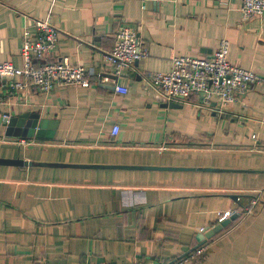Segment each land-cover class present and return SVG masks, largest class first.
<instances>
[{"label": "crops", "instance_id": "obj_1", "mask_svg": "<svg viewBox=\"0 0 264 264\" xmlns=\"http://www.w3.org/2000/svg\"><path fill=\"white\" fill-rule=\"evenodd\" d=\"M242 1L0 0V61L23 66L25 28L48 19L60 33L47 61L100 71L89 87L3 93L0 158L32 164H0V264L171 263L228 210L236 218L196 264H264V87L215 111L196 96L163 107L148 81L176 56L212 57L222 38L233 63L264 75V15L244 19ZM121 25L147 55L115 81L104 53ZM5 114L56 122L54 137L8 136Z\"/></svg>", "mask_w": 264, "mask_h": 264}, {"label": "built area", "instance_id": "obj_2", "mask_svg": "<svg viewBox=\"0 0 264 264\" xmlns=\"http://www.w3.org/2000/svg\"><path fill=\"white\" fill-rule=\"evenodd\" d=\"M139 1L145 8L146 2L158 0ZM240 11L244 19L262 16L264 0H243ZM33 27L34 34L30 28H25L23 33L21 49L23 66L17 67L10 60L0 61V102H4L3 93L5 92L13 94L32 87L45 93L57 84L89 87L92 84L91 78L100 74V71L93 67L86 68L81 64H72L68 56L60 61H47L50 52L58 42L60 32L48 19L35 20ZM230 44L227 38H222L210 58L176 56L173 58L170 71L155 72L148 81L161 90L168 102L189 101L196 96L199 106L212 109L213 101H216L217 105L233 103L237 96L246 94L254 84L264 87V75L233 63L229 56ZM146 55V50L142 49L138 28L121 25L116 32L114 48L104 53L105 69L106 66L110 67L112 74L119 78L124 69L133 68L135 62L141 61ZM115 90L121 94L129 92V88L124 85L116 84ZM4 117L9 118V115L5 114ZM119 131V125H114L112 135L118 134ZM258 203V198L251 199L244 210L245 213H254ZM234 213L237 212L230 210L222 212L219 222L231 217ZM200 230L203 232L205 228L202 227ZM203 252L204 247L200 246L172 264H191ZM40 264L50 263L42 260Z\"/></svg>", "mask_w": 264, "mask_h": 264}, {"label": "water", "instance_id": "obj_3", "mask_svg": "<svg viewBox=\"0 0 264 264\" xmlns=\"http://www.w3.org/2000/svg\"><path fill=\"white\" fill-rule=\"evenodd\" d=\"M138 64V62H135V65ZM108 75V74H107ZM112 79L115 81L118 80V77L112 76ZM101 86L106 88L115 89L116 83L113 85H106L102 84ZM213 109L221 110L217 106V102L213 101L211 103ZM163 107H170V108H181L182 105L178 101H170V102H164L162 104ZM224 110V109H223ZM4 124L6 126V135L8 136H25V137H37V138H53L55 134V124L56 122H50L49 124H46L45 120H40L39 116L37 114H33L29 117V114L20 115L18 117H10L6 118L4 121ZM49 128V129H48ZM0 164L5 165H31V161H27L20 158H0ZM138 168H144V169H174L173 167H164V166H138ZM236 213H234L231 217L219 222L215 226L211 228L205 229L203 232H200L197 235L198 244L194 246L190 251H194L198 247L206 244V242L212 238H214L218 233H220L226 226H228L235 218ZM190 253V252H188ZM187 253V254H188ZM186 255V254H185Z\"/></svg>", "mask_w": 264, "mask_h": 264}, {"label": "trees", "instance_id": "obj_4", "mask_svg": "<svg viewBox=\"0 0 264 264\" xmlns=\"http://www.w3.org/2000/svg\"><path fill=\"white\" fill-rule=\"evenodd\" d=\"M229 226H231V224H230ZM229 226L225 227L223 230H225V229L228 228ZM223 230H222V231H223ZM187 255H188V254H187ZM203 255H204V254H202V255H200V256H197L196 259L192 262V264H196V263L200 262V261L202 260V258H203ZM184 256H186V255H184ZM182 257H183V256H180V257L176 258L174 261H176V260H178V259H180V258H182ZM174 261H173V262H174ZM173 262H171V263H165V264H172Z\"/></svg>", "mask_w": 264, "mask_h": 264}]
</instances>
